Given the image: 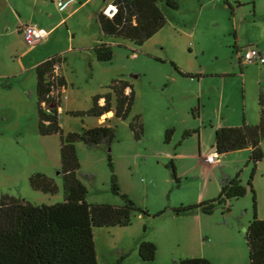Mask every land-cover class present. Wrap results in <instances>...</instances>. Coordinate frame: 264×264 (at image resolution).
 I'll return each instance as SVG.
<instances>
[{"label":"rangeland","instance_id":"obj_1","mask_svg":"<svg viewBox=\"0 0 264 264\" xmlns=\"http://www.w3.org/2000/svg\"><path fill=\"white\" fill-rule=\"evenodd\" d=\"M8 1L19 17L8 15L10 31L0 32V194L35 205L63 200L58 136H40L37 131L34 74L36 62L58 55L59 73L66 83L58 109L62 132L100 125L114 130L109 146L87 148L76 143L77 178L86 188L85 201L122 204L110 190L109 154L120 193L147 212L133 213L127 227L94 228L96 263L116 264L120 255L128 254L120 264H178L179 259L194 256L214 264H247L244 232L252 218L249 191L225 206L215 205L209 215L177 214L174 209L186 210L215 198L220 172L238 174L247 187L252 168L248 150L219 156L218 163L207 162L214 135L207 127L239 126L243 119L257 124L264 64H239L238 51L253 46L264 53V0H177L176 10L160 3L165 23L141 46L105 39L112 46L110 62H97L92 47L102 39L96 13L104 8L103 13L111 15L109 4L105 5L111 0H64L63 7L50 0ZM4 2L0 0V6ZM32 19L51 32L22 55L29 45L22 41L23 28L16 32V23L29 25ZM113 80L125 81L134 93L124 120L108 116L102 124L96 118L69 114L88 110L92 97L110 92ZM135 116L142 124L138 139L129 129ZM204 127L200 141L194 132ZM260 149L264 151V138ZM33 173L51 178L57 193L31 190L28 176ZM251 185L256 215L264 216V159L256 164ZM142 241L156 246L151 262L137 256Z\"/></svg>","mask_w":264,"mask_h":264},{"label":"trees","instance_id":"obj_2","mask_svg":"<svg viewBox=\"0 0 264 264\" xmlns=\"http://www.w3.org/2000/svg\"><path fill=\"white\" fill-rule=\"evenodd\" d=\"M160 3L169 9L178 8L177 0H111L109 6L106 4L107 12L111 6L114 8L111 15H105L103 10L96 14L102 38L129 41L135 46H141L165 23ZM103 39L92 48L94 58L97 62H110L113 56L112 46ZM61 62L62 58L58 55L48 57L35 65L34 74L37 131L40 136H58L63 200L51 205H35L20 197L0 194V264H97L94 228L127 227L131 225L133 213L147 215L145 210L138 208L130 198L120 193L109 154L107 166L111 172L110 190L120 197L122 204H88L85 201L86 188L77 178L80 164L75 150L76 143L80 142L87 148L99 144L109 146L114 130L100 125L82 128L78 132H62L58 109L61 104L60 92L66 83L59 73ZM238 62L241 63L239 59ZM182 75L191 78L190 74ZM109 90L105 95L92 97L88 110L69 114L73 117L98 119L112 111L114 118L124 120L131 111L134 93L122 80L111 81ZM257 105V124L249 125L243 119L239 126L216 128L213 135L212 147L217 157L249 148L248 162L252 163V168L247 187L242 186L238 174L230 177L220 172L217 180L219 193L215 198L201 201L186 210L174 209L177 214L188 211L209 215L215 205L225 206L228 201L242 198L249 191L252 194V218L244 232L247 264H264V219L256 215L255 192L251 185L256 164L264 157L260 149V141L264 138V87L258 88ZM129 129L134 138L138 139L142 133L138 116L132 119ZM170 132H165L166 138ZM170 166L175 178L171 162ZM28 185L31 190L43 194L57 193L54 181L41 173L29 175ZM155 254L156 246L152 242L142 241L138 244L137 256L142 262L153 261ZM127 256L128 254L120 255L116 264H120ZM178 264L213 263L204 257L194 256L179 259Z\"/></svg>","mask_w":264,"mask_h":264},{"label":"crops","instance_id":"obj_3","mask_svg":"<svg viewBox=\"0 0 264 264\" xmlns=\"http://www.w3.org/2000/svg\"><path fill=\"white\" fill-rule=\"evenodd\" d=\"M63 1L64 0H62V5L60 6V7H63ZM87 1V0H86ZM86 1H83V2H86ZM51 3H53L52 1H50ZM106 4H108V2H106ZM105 4V5H106ZM111 6V5H110ZM105 7V6H104ZM104 8H102V9H100L98 12H100V11H102ZM73 11V10H72ZM97 12V13H98ZM72 12H70V13H68V15L69 14H71ZM96 13V14H97ZM12 14H15V15H17L18 17H19V11L15 8V6L12 4V3H10V1H8V0H5V2H4V4L2 5V6H0V32H3L4 30L6 31V32H8V31H10V28H9V20H8V15H11L12 16ZM67 15V16H68ZM67 16H65V17H62L59 21H58V23L57 24H60L62 21H64L65 19H66V17ZM37 21H35V20H31L30 21V24L28 25V24H24L23 22H17L16 23V25H17V27L15 28L16 29V32L17 33H19V28H25V27H35V28H37V29H40V30H43L44 31V36H43V38L41 39V40H44V39H46L48 36H49V34H50V32H51V30L49 29V30H45V29H43V28H41V27H38L37 26ZM21 38H22V41H23V43H24V40H23V34H22V36H21ZM103 39V38H102ZM40 40V41H41ZM103 40H105V39H103ZM39 41V42H40ZM105 42H106V40H105ZM108 43V42H107ZM25 44V43H24ZM37 44V43H36ZM26 45V44H25ZM34 47V45L33 46H29V48L28 49H26V50H24L21 54L22 55H24L25 53H27L31 48H33ZM247 47H250V46H247ZM247 47H245V48H242V49H240L239 51H238V54H239V52H241V51H243V50H245ZM93 48V47H92ZM259 49V48H258ZM259 51H260V53L264 56V53L259 49ZM94 55V54H93ZM239 59V58H238ZM45 60V59H44ZM43 61V60H42ZM39 62H41V61H38V62H36L35 64H34V67H35V65L36 64H38ZM242 63V62H241ZM100 104H102V100H100ZM112 111L111 112H108L107 114H105V115H103V116H101L100 118H98V121L99 122H102V123H104V118L105 117H108V116H112ZM245 121V123H253V122H250V121H247L246 119L244 120ZM253 125H255V124H253ZM221 126H225L224 124L223 125H210L209 127H207L208 128V130H210L211 132H213L214 133V130L216 129V128H218V127H221ZM202 130H206V128L204 127L203 129H198V130H196L194 133H196V136L197 137H199V139H200V141H201V136H202ZM213 146V145H212ZM210 147L209 149H208V153L206 154L207 156L210 154V153H212L213 151H214V149H213V147ZM201 149H202V144L200 143V148H199V151L201 152ZM244 150H248L247 152H250V150H249V148H246V149H244ZM244 152H246V151H244ZM263 153V155H264V151L262 152ZM175 157V154H173V158ZM263 159H264V157H263ZM262 159V160H263ZM261 160V161H262ZM260 161V162H261ZM218 162H219V157H218ZM217 162V163H218ZM260 162H258V164L260 163ZM199 203V202H198ZM257 217L258 218H260V219H264V216H259V215H257ZM207 259V258H206ZM209 260V259H208ZM210 261V260H209ZM211 262V261H210ZM212 263V262H211ZM214 264V263H213Z\"/></svg>","mask_w":264,"mask_h":264},{"label":"built area","instance_id":"obj_4","mask_svg":"<svg viewBox=\"0 0 264 264\" xmlns=\"http://www.w3.org/2000/svg\"><path fill=\"white\" fill-rule=\"evenodd\" d=\"M56 4L57 7L62 5V0H50ZM44 31L37 29L35 27H25L23 29V40L26 45L33 46L38 43L44 36ZM239 61L245 64L258 63L264 64V56L260 53L257 47H247L245 50L241 51L238 55ZM206 161L209 163H217L218 157L213 151L206 157Z\"/></svg>","mask_w":264,"mask_h":264},{"label":"water","instance_id":"obj_5","mask_svg":"<svg viewBox=\"0 0 264 264\" xmlns=\"http://www.w3.org/2000/svg\"><path fill=\"white\" fill-rule=\"evenodd\" d=\"M113 11H114V8L111 6V9H110L109 13L112 14Z\"/></svg>","mask_w":264,"mask_h":264},{"label":"flooded vegetation","instance_id":"obj_6","mask_svg":"<svg viewBox=\"0 0 264 264\" xmlns=\"http://www.w3.org/2000/svg\"><path fill=\"white\" fill-rule=\"evenodd\" d=\"M239 54H240V52H239ZM239 54H238V55H239Z\"/></svg>","mask_w":264,"mask_h":264}]
</instances>
